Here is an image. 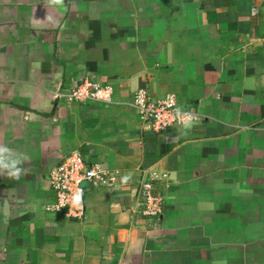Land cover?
<instances>
[{
  "label": "crops",
  "instance_id": "crops-1",
  "mask_svg": "<svg viewBox=\"0 0 264 264\" xmlns=\"http://www.w3.org/2000/svg\"><path fill=\"white\" fill-rule=\"evenodd\" d=\"M83 79L112 101L54 97ZM140 87L200 119L145 129ZM4 146L0 264H264V0H0ZM71 151L121 173L85 185L81 221L45 210ZM151 171L157 217L133 213Z\"/></svg>",
  "mask_w": 264,
  "mask_h": 264
},
{
  "label": "built area",
  "instance_id": "built-area-1",
  "mask_svg": "<svg viewBox=\"0 0 264 264\" xmlns=\"http://www.w3.org/2000/svg\"><path fill=\"white\" fill-rule=\"evenodd\" d=\"M57 100L70 102H104L112 101V86L90 79H83L67 90L54 92ZM131 105L140 116L143 127L155 133L163 132L173 126H184L177 109L181 114L190 116V124L200 118L195 112L182 110L175 94L168 93L162 98L154 99L147 88H138L132 96ZM121 173L118 169L105 168L99 162L87 163L77 151H71L63 160L49 168L47 177L53 194L52 201L45 206L49 212H61L69 219L83 220L85 216V185L91 189L109 187L117 183ZM167 178L166 172L151 171L148 177L138 183L136 206L133 213L141 216L157 217L162 212L164 195L156 190V184ZM137 207V208H136Z\"/></svg>",
  "mask_w": 264,
  "mask_h": 264
},
{
  "label": "clouds",
  "instance_id": "clouds-1",
  "mask_svg": "<svg viewBox=\"0 0 264 264\" xmlns=\"http://www.w3.org/2000/svg\"><path fill=\"white\" fill-rule=\"evenodd\" d=\"M177 115L185 127L190 122V116L187 113L181 114V110L177 109ZM23 157L17 153H13L7 146L0 147V174L6 170V174L13 178H18L22 169L20 167Z\"/></svg>",
  "mask_w": 264,
  "mask_h": 264
}]
</instances>
